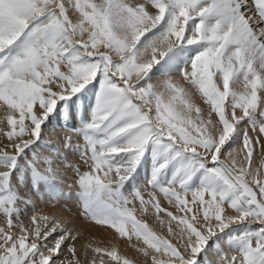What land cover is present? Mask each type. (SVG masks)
Listing matches in <instances>:
<instances>
[{
	"label": "snow or ice",
	"instance_id": "1",
	"mask_svg": "<svg viewBox=\"0 0 264 264\" xmlns=\"http://www.w3.org/2000/svg\"><path fill=\"white\" fill-rule=\"evenodd\" d=\"M0 108V264H264V0H0Z\"/></svg>",
	"mask_w": 264,
	"mask_h": 264
},
{
	"label": "bare ground",
	"instance_id": "2",
	"mask_svg": "<svg viewBox=\"0 0 264 264\" xmlns=\"http://www.w3.org/2000/svg\"><path fill=\"white\" fill-rule=\"evenodd\" d=\"M133 3L144 2V0H131ZM149 11L153 9L149 8ZM158 79H164L163 77H158ZM154 82H156L154 80ZM196 102L200 105L205 111L208 110V105L203 102V99L199 94L196 95ZM6 124V113L3 108H0V127H4ZM7 143L5 137L0 136V149L3 148V145ZM257 166L264 169V161H257ZM147 198V196H146ZM162 207L168 208L170 211L176 212L174 207H169L167 202L161 198ZM138 206V205H137ZM39 208L43 210L46 214L58 213L64 218H71L70 213L66 210L71 208L72 213H77V207L75 203H69L64 208L53 207L51 205H45L44 203H39ZM78 214V213H77ZM137 218L146 222L149 227L155 231L158 235L163 236L167 239L172 240L173 243L177 242L176 236L170 234L167 231V221L170 219L163 213L160 214L158 218L153 210H149L146 214H141L139 211L136 213ZM165 221L164 224L160 223V220ZM4 218L0 216V225H3ZM76 227L81 230V236L77 240V247L80 250V258L83 264H91L92 258L95 254L91 249H88L87 256L85 257L83 253L84 247L91 244L92 247H101V248H113L115 247L119 254L131 259L134 264H151V258L145 257L142 252L139 251L140 248L145 247L142 240H136L135 237L130 241L126 237H121L114 229L108 228L107 226H97L94 223L87 222L82 218L78 220ZM172 227L174 233L178 236V227L175 222H173ZM97 264H99V257H96ZM105 264H114L108 257H104Z\"/></svg>",
	"mask_w": 264,
	"mask_h": 264
},
{
	"label": "rangeland",
	"instance_id": "3",
	"mask_svg": "<svg viewBox=\"0 0 264 264\" xmlns=\"http://www.w3.org/2000/svg\"><path fill=\"white\" fill-rule=\"evenodd\" d=\"M255 159H256V161H260V157L259 156H256Z\"/></svg>",
	"mask_w": 264,
	"mask_h": 264
}]
</instances>
